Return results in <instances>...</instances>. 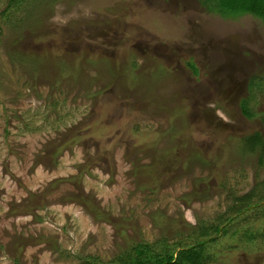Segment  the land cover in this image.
<instances>
[{"label": "rangeland", "instance_id": "374dc122", "mask_svg": "<svg viewBox=\"0 0 264 264\" xmlns=\"http://www.w3.org/2000/svg\"><path fill=\"white\" fill-rule=\"evenodd\" d=\"M222 10L0 0V264H264V23Z\"/></svg>", "mask_w": 264, "mask_h": 264}, {"label": "trees", "instance_id": "16d2710c", "mask_svg": "<svg viewBox=\"0 0 264 264\" xmlns=\"http://www.w3.org/2000/svg\"><path fill=\"white\" fill-rule=\"evenodd\" d=\"M202 2L210 12H216L223 18H226L225 16L228 14L222 9H228L233 11L231 16L235 14H250L264 23V0H218V8L211 6L208 0H202ZM243 111L248 115L247 111ZM259 141H261V145H263L264 153V135L256 133V135L249 140V144H254L255 146ZM243 238L246 239L248 243L255 242L253 241V239H255L263 245L264 229H251L245 232ZM134 251L138 259L130 264H204L205 260V246L203 241H199L194 246L178 250L177 252H173L168 246L160 252L153 253L148 245L141 243L134 247Z\"/></svg>", "mask_w": 264, "mask_h": 264}]
</instances>
